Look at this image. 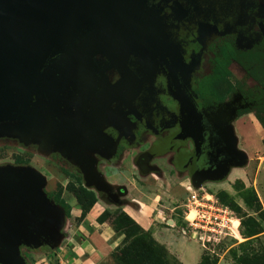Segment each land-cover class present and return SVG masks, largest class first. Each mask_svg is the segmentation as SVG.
Returning <instances> with one entry per match:
<instances>
[{"label":"water","instance_id":"95a60500","mask_svg":"<svg viewBox=\"0 0 264 264\" xmlns=\"http://www.w3.org/2000/svg\"><path fill=\"white\" fill-rule=\"evenodd\" d=\"M147 4L0 0V130L25 143L66 146L67 156L91 173L83 151L106 140L100 128L107 86L96 58L139 37L162 45L163 27ZM23 169H0V264H26L20 245L54 249L59 241L62 211L49 204L45 179Z\"/></svg>","mask_w":264,"mask_h":264},{"label":"flooded vegetation","instance_id":"af4514ba","mask_svg":"<svg viewBox=\"0 0 264 264\" xmlns=\"http://www.w3.org/2000/svg\"><path fill=\"white\" fill-rule=\"evenodd\" d=\"M147 5L163 27L162 45H152L141 37L96 58L107 88L118 85L117 94L112 95L108 90L103 98L107 109L101 124L107 122L106 116L111 123L104 133L120 138L118 127L112 125L116 121L112 117L117 112L125 126L154 133L167 129L171 130L168 135L172 137L175 131L182 132L185 128L184 123L190 119L189 109L193 111L191 119L197 120L194 127L199 129L201 144L187 160L194 157V174L209 170L206 162L219 164L218 152H223L224 159L228 156L222 139L228 113L219 114L220 109L235 100L239 112L249 109L251 104L238 91L229 95L223 104H205L199 98V83L211 73L213 59L220 49L264 50V0H148ZM204 55H208L210 64L205 69L202 67ZM234 64L241 68L233 61L229 67L231 76ZM241 70L244 76L232 84L234 87L246 77V72ZM247 85L252 89L257 83L249 79ZM180 94L187 99L180 101ZM174 137L178 140V136ZM80 140L83 146H88L83 133Z\"/></svg>","mask_w":264,"mask_h":264},{"label":"rangeland","instance_id":"374dc122","mask_svg":"<svg viewBox=\"0 0 264 264\" xmlns=\"http://www.w3.org/2000/svg\"><path fill=\"white\" fill-rule=\"evenodd\" d=\"M150 11L154 12L151 7ZM154 15L156 16L155 13ZM126 44L127 43H124L121 46L124 47L126 46ZM207 58L208 55L203 56L202 67L204 69L206 68L207 64V66L210 65L207 62ZM231 71L233 72L231 78L228 81L224 82L220 88L222 93H224L230 86H233L236 82L239 81V79H242V77L244 76L243 71L236 64L232 66ZM208 72L209 68L206 73ZM116 86H108V88L106 87L107 91L110 90L112 95L114 93L117 94L118 92L116 90ZM81 98L83 101L87 99L85 96L80 97V99ZM76 100L78 101V99ZM82 100L81 102H83ZM76 106H78V104H76ZM187 112L190 116V119L186 121V123H184L185 128H183V131L180 132L181 130H177V127L175 126L174 131H177H175V134H173L172 137H169L168 135L171 130L167 131V129H161L157 133L151 132V130L144 132L143 130L141 131V129H133L132 131L125 130L127 132V138L132 139L131 143H128L127 140L122 142L123 144L120 145L118 149L119 154L122 153V157L120 158V160L115 161V163L108 162L107 166L109 170L110 168L115 167L118 168V170L127 174H133V172L136 173V171H140L137 168V156L145 153V155L153 156V158H150L147 167H145V171H149V173H154L157 171L164 170V172L167 173L171 172V176L183 174L186 179H193L192 183H195V185H201L202 188L205 190V193L215 196L221 203L229 206L235 212L236 217L240 220L241 223L240 233L242 234L241 237L239 236L240 241L232 238H227L222 242L221 245H209L207 246V250H205L201 246V244H199V242L189 233V229L185 227L186 223L184 221V205L187 203L189 194L187 195V193H185L186 191H184V187H180L181 189H179V184H177L176 181L174 185L173 182H171L172 190H176L178 194H175L174 197L171 196L172 198L164 197V195H160V192H155V194H153L151 190H149V188L154 183L158 182L156 179L149 176L150 174L148 176L145 175L146 177H139L137 175V181H139L140 186L143 189L142 195L144 198H146L148 204L152 205L155 200H159V203L157 202L159 207H169V209H173L174 207L180 206V208L174 211L175 216L178 220H180V224L182 225V227H184L182 228L180 234H178L183 239V242L197 243L199 245L200 249L202 250L201 258L206 257L210 259L212 263H214L213 261H216L217 264H244L242 262V259L240 258H243L251 252H255L254 255L259 256L261 258L260 263H263L264 241L257 239L258 236H250L253 234H261L264 232V148L262 151L254 152V156H251L249 161L246 163H236L233 161H228L227 158L229 156H226V158L224 159V155L221 154L223 152H218L217 156L216 153H214V155L219 161V164L218 162H215V164L210 165V162H206L209 170L206 169L207 174H203L204 177H200L197 175V173L194 174L193 172L194 157L188 158L191 160H185L183 159L184 157L181 156L183 155L185 157H188L189 155H191L192 151H195L197 147L194 143L198 145L199 138V129L196 130V128L194 127L196 126L195 124L197 123V120L191 119L193 111L188 109ZM108 113V115L112 114L110 110ZM74 114L75 112H72L70 116ZM259 118H261L264 125V115H260ZM7 130L8 129L0 130V169H19V171H22V167H24L23 170L30 171V168L28 167L31 165L33 168H36L41 171L43 175L45 173V175L48 176L50 182L47 183L48 185L45 188L47 193L64 190V188L62 190L60 189L61 186L58 180H56L57 177L52 175L53 173H51L49 168L54 167L57 172L63 175L64 173L62 170H67L71 173L78 174L76 173L78 172V169L75 168V166L69 164L67 161L63 160L62 157L59 155H53L50 157V160L46 161L48 162L49 168H44V166L41 165V163L38 161V159L42 160L41 156H37L36 162L39 163H34V160L36 159V153L39 147L33 145L28 146L27 144H25V141L23 139L20 140L19 138H16V135L8 133ZM164 132L167 134L164 135ZM174 135L178 136V140H176ZM227 137L230 138L229 134L227 135ZM242 143L243 142L241 141V139L237 141L238 146H242ZM54 147L55 145H52L50 147H45L44 149H42V156L48 155L50 152L53 151ZM176 148L177 151H179V153L181 154L180 156L175 154ZM60 149H62V147ZM56 150H58L57 147ZM221 155L223 157H220ZM176 156L178 157V159ZM222 158L223 160H221ZM27 160L29 161L28 164H26ZM256 178L258 184L256 183ZM81 180H83L82 177ZM68 182L69 186L73 184L74 186H80V183L78 181L76 182L74 180L72 181L71 179H68ZM83 183L84 180L83 182H81V186L86 188ZM66 184L67 183H65L64 186ZM158 187L160 190L162 189L160 185H158ZM256 187L259 188L261 192L260 196L262 199L258 197ZM172 202L175 203L172 204ZM110 206L111 207H109L107 212L104 213V221L110 223V225H112L113 229L115 230L116 234L121 238V243L119 247H127L126 242L130 243L132 239L131 237L127 238L125 232L128 231V233H131L135 231V226H133L129 221H127L128 219L126 217L129 215L124 212L122 207H117L114 205ZM169 209L165 210L168 214H170L171 211ZM122 223L125 226H122ZM72 227H74V225H70L69 228ZM122 230H124L125 232ZM121 232L123 234H121ZM123 241L125 242L124 246L122 245ZM165 250L168 254V264H182L175 255L171 254L170 251H168L166 248ZM18 251L21 254V258L22 255L25 257L24 259H26L25 261L27 264H30V262H33L35 264H60V259H58V252L54 250L51 251V249L47 247H44L39 250H33L31 248L22 247V245H20L18 247ZM107 264H117V262L112 256V259Z\"/></svg>","mask_w":264,"mask_h":264},{"label":"crops","instance_id":"0c3cea01","mask_svg":"<svg viewBox=\"0 0 264 264\" xmlns=\"http://www.w3.org/2000/svg\"><path fill=\"white\" fill-rule=\"evenodd\" d=\"M235 102H233L232 105H227L226 107L221 108L219 111V114H222L223 112L228 113V118L222 127V139L224 138L223 141H225L224 143L226 145L227 153L229 152L227 160L236 163H246L251 156H254V152L263 150L264 128L253 113L238 116L240 108L235 106ZM114 115L115 116L112 118L116 121L113 122L112 125L116 128L118 127V130L121 133L120 138L114 139L104 133L107 129L106 127H111L110 118L106 116L104 120L107 122H103L104 124H101L100 128V133L106 138L103 145L97 149H86V151H83L84 156L89 158L92 162L91 173L85 172L79 167L75 159L67 156L65 150L66 146L64 147L63 145L53 144V146L55 145L53 151L46 155L48 156L46 157L42 156V149L52 145L25 143L28 146L33 145L39 147L34 163L40 162L44 168L48 167V162L46 161L50 160V157L53 155H59L63 160L75 166V168L78 169V172H76L78 174H72L82 177L86 189L93 192L97 199L96 204L90 209L86 217L81 219V207L78 204L76 197L70 193L66 187L69 183L68 179L70 180L71 178L67 177L65 174V176L60 174L54 167H48L51 173H53L52 175L57 177L56 180H58L61 186L60 189L62 190L64 188V190H62V199H64L71 208L70 217H67L64 209L56 205L54 201L48 197V193L45 190L48 185L47 183L50 182L48 176L45 175V173L43 175L41 171L30 165L28 168H30L31 171L41 175L45 179L46 184L43 192L45 193L49 204L60 210V212L62 211L61 224L57 229V233L59 234L58 244L54 249L47 248L51 249V251L54 250L58 252L60 264H107L112 259L115 250L120 246L121 238L116 234L110 223L107 221H100L99 218L107 212L109 207H111L110 205H114L122 207L129 217H131L144 231L148 232L161 246L165 247L171 254L175 255L182 264H199L202 251L199 245L197 243L183 242V239L179 236L184 227L180 224L181 222L175 216L174 211L180 208V206L174 207L173 209L161 206L160 208L157 204L159 200H155L152 205L148 204V201H146V198L142 195L143 189L137 179L138 176L146 177L150 174L149 176L153 177L158 182L154 183L149 190H151L153 194H155V192H160V195L169 198L178 194L176 190H172L171 182H173L174 185L176 181L177 184H179V189H181L180 187H184L183 189H185L184 191H186L185 193H187V195L189 194L188 188H190V190H192V188L200 190L203 189L202 186L195 185V183H192L193 179H186L183 174L171 176V172L167 173L164 172V170L154 173L145 171V167L149 164L150 158H153V156L145 155V153L137 156L136 163L137 168L140 171H136V173L133 172V174H127L115 167L110 168L109 170L107 166L108 162L115 163V161L120 160L122 157V153L119 154L118 152L119 146L123 144L122 142L127 140L128 143H131L132 139L127 138L126 131H132L134 129L132 125L125 126L119 121V113L116 112ZM125 127L127 129H125ZM228 134L230 138L227 137ZM85 139V145H87L88 140L86 136ZM237 139H241L243 142L242 146H238ZM199 143L201 144V142ZM195 146L200 148L199 145L195 144ZM56 147L58 150H56ZM61 147L62 149H60ZM175 151L176 155H181L179 151H177V148ZM37 156H41L43 161L38 159L39 162H36ZM181 156L184 157L183 159H187V156ZM203 174H207V171L202 170L197 172V175L200 177H202ZM65 183L67 184L64 186ZM256 183L258 184L257 178ZM158 185L161 186V190ZM256 190L258 197L262 199L259 188L256 187ZM173 203L175 202H172V204ZM166 209L171 210L170 214L165 211ZM70 225H74V227L69 228ZM240 230L241 228L239 229V236L241 237L242 233H240ZM257 239L264 241V232L258 235ZM22 247L39 250L46 246L34 248L32 246L22 245ZM24 258L25 257L22 255V259L25 261L26 259ZM30 264L35 263L30 262Z\"/></svg>","mask_w":264,"mask_h":264},{"label":"trees","instance_id":"16d2710c","mask_svg":"<svg viewBox=\"0 0 264 264\" xmlns=\"http://www.w3.org/2000/svg\"><path fill=\"white\" fill-rule=\"evenodd\" d=\"M235 61L246 72V77L242 83H237L236 86H230L224 93L220 91L224 82L231 77L229 67ZM211 73L199 83V98L205 104H223L227 97L234 92H240L251 104L249 109L239 112L238 116L253 113L260 121L264 128L260 115H264V50L255 49L245 52L236 48L220 49L212 62ZM253 79L257 85L250 88L247 85V80ZM29 161H26L28 164ZM63 173L72 179L78 181L80 186H67V190L72 193L81 207V219L85 218L87 213L96 204L97 199L93 192L81 186V177L70 173L67 170H62ZM48 197L54 201L56 205L64 209L67 217H70V206L62 199V191H53L48 193ZM86 200V202H85ZM127 216V215H126ZM133 226L135 231L125 232L127 238L131 237L130 243L126 242L127 247L117 248L113 254L117 264H168V254L163 246H161L148 232L144 230L129 216L126 217ZM103 214L99 220L104 221ZM122 226H125L122 223ZM121 227V226H120ZM148 233V234H147ZM121 234H123L121 232ZM253 234L250 237L258 236ZM249 237V238H250ZM128 241V240H127ZM124 241L122 245L124 246ZM255 253V252H254ZM253 252L244 256L242 262L244 264H264L260 263L261 258L254 255ZM258 259V260H257ZM206 257L201 258L200 264H217ZM241 262V261H240Z\"/></svg>","mask_w":264,"mask_h":264},{"label":"built area","instance_id":"2783aa9c","mask_svg":"<svg viewBox=\"0 0 264 264\" xmlns=\"http://www.w3.org/2000/svg\"><path fill=\"white\" fill-rule=\"evenodd\" d=\"M188 191L189 198L184 205L186 228L205 250L209 245H221L227 238L240 241L241 223L229 206L203 189L188 188Z\"/></svg>","mask_w":264,"mask_h":264}]
</instances>
